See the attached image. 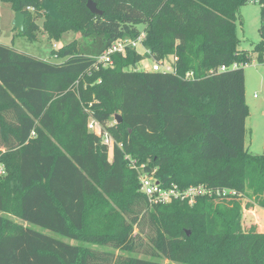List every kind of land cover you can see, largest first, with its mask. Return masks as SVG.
<instances>
[{
    "label": "trees",
    "instance_id": "trees-1",
    "mask_svg": "<svg viewBox=\"0 0 264 264\" xmlns=\"http://www.w3.org/2000/svg\"><path fill=\"white\" fill-rule=\"evenodd\" d=\"M1 1L28 17L43 0ZM50 1L62 18L46 15L56 39L75 19L70 6H78L86 21L83 42L53 49L61 62L0 43V264H171L134 255L144 245L142 234L152 257L264 264V232L241 226L236 201L227 198L233 195L200 197L193 205L150 202L123 159L129 153L154 168L162 184L231 189L248 197L245 208L264 207V153L244 146L242 67L250 56L238 47L235 20L248 0H92L100 15L87 9V0ZM140 27L149 54L128 48L111 55L112 67L94 68V57L110 41L135 38ZM262 27L261 21L253 48L260 62ZM170 55L176 57L173 72L135 68L144 58ZM88 72L95 79L89 92L83 88ZM89 94L95 96L92 118L122 143L112 158L87 128ZM8 208L28 225L3 216ZM33 225L131 255L68 243Z\"/></svg>",
    "mask_w": 264,
    "mask_h": 264
},
{
    "label": "rangeland",
    "instance_id": "rangeland-1",
    "mask_svg": "<svg viewBox=\"0 0 264 264\" xmlns=\"http://www.w3.org/2000/svg\"><path fill=\"white\" fill-rule=\"evenodd\" d=\"M68 10L75 13V19L68 20L63 29L60 31L58 30L60 35L59 38L56 39L55 37L58 33L57 31L55 32L54 27L52 28L50 25L51 21L46 17L44 10L41 8H30L28 10V17L24 15L23 22L24 32L26 31L28 35H23L12 26V20L16 11L11 8L10 4L0 0V43L49 62H61V58L56 56V54H53V49H56L62 44L70 42L74 39H77L79 42L84 41V38L80 35L82 24L86 22L83 13L79 11L78 6L76 8L72 5ZM260 13L261 7L258 3L247 1L240 7L235 20L236 33L239 38L238 47L240 49L247 50L250 56L249 62L245 63L242 67L244 73V100L247 105V115L244 123V146L249 152L254 154L264 153V62H260L258 60V50L253 51L255 44H257L261 39ZM80 20H83V22L79 23ZM71 24H73L72 28H70ZM137 51L142 52V49L138 48ZM152 61L153 60L151 58H145L144 60L138 62L135 68L137 67L136 69L147 70L150 68ZM89 73L90 72L84 74L85 77L90 76ZM79 79H81V76H78L75 81L77 82ZM94 85L95 79L88 78L83 84V88L85 91L89 92L90 88ZM87 101L88 103L85 110L89 115L88 118H91V112L93 109L92 105L95 104V96L93 94H89ZM111 118L112 114L108 120L110 124L112 123ZM227 198L236 201L235 207L239 211V221L243 228L252 226L257 230L264 232V207L253 205L251 208H245L244 205L249 202V199L242 194L233 195L231 197L228 196ZM7 210L8 211L2 212L1 214L8 217L15 223L28 225L18 217L14 208H8ZM142 226L143 230L148 233L150 232L151 235L152 230L149 228L148 224L144 223ZM32 227L68 243H78L79 245L90 248L109 250L113 252L116 257L131 255L120 248L113 249L110 246L93 244L92 242L85 240H70L52 232L43 230L37 226L33 225ZM134 232H137L136 227ZM142 237L144 245L143 247H139L141 252L134 253V255L136 254V256L140 258L159 260L169 262L171 264H192L188 261L168 260L145 254L146 250L150 247V241L147 239V236L143 234Z\"/></svg>",
    "mask_w": 264,
    "mask_h": 264
},
{
    "label": "built area",
    "instance_id": "built-area-1",
    "mask_svg": "<svg viewBox=\"0 0 264 264\" xmlns=\"http://www.w3.org/2000/svg\"><path fill=\"white\" fill-rule=\"evenodd\" d=\"M249 2L258 3L261 7L262 12V23L261 29L263 43H264V0H248ZM145 31L141 28L138 35L135 38L130 37H117L107 44L103 51L94 57L93 66L95 69L112 67L113 60L111 55L120 53L124 55L128 48L142 49V52H138L141 55L149 54V51L143 46L145 40ZM264 45V44H263ZM145 59V58H144ZM143 59V60H144ZM176 59L174 56H168L163 60L152 59V64L149 69L151 71H163L173 72V62ZM264 62V52L262 55ZM236 65L234 64L233 67ZM137 68V67H136ZM189 75V73L187 74ZM88 130L95 133L101 138V142L108 148L109 158H112V152L114 146L122 148L121 142H116L113 136L105 129V127L94 118H88L87 120ZM123 159L127 161V166L134 169L137 175V181L139 191L150 201L159 203H169L175 200L186 201L189 205H193L197 198L207 197L216 198V196L234 195L235 192L231 189H211L205 184H190L186 187H179L176 183L171 182L169 184H162L154 175L155 169H146V163H138L137 160L129 153L123 154ZM4 173V168L0 165V175Z\"/></svg>",
    "mask_w": 264,
    "mask_h": 264
},
{
    "label": "water",
    "instance_id": "water-1",
    "mask_svg": "<svg viewBox=\"0 0 264 264\" xmlns=\"http://www.w3.org/2000/svg\"><path fill=\"white\" fill-rule=\"evenodd\" d=\"M86 7L87 9L95 15H100L102 14V10L99 9L96 5L95 2H93L92 0H87L86 1ZM41 8L44 10L45 14L47 16H50L52 18H56V19H62L61 16L58 14V12L56 11V4L53 3L50 0H43L41 3ZM23 22H24V15L22 12L20 11H16L14 13V17L12 20V26L14 29H17L18 32H23L24 31V27H23ZM115 119L116 122H120L122 120L121 116L119 114H115ZM187 234H189V231H187Z\"/></svg>",
    "mask_w": 264,
    "mask_h": 264
}]
</instances>
